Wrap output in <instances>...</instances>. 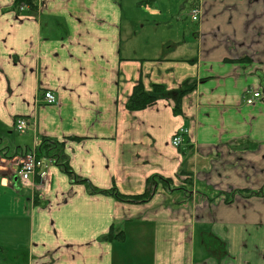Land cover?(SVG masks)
Wrapping results in <instances>:
<instances>
[{
  "label": "crops",
  "instance_id": "0c3cea01",
  "mask_svg": "<svg viewBox=\"0 0 264 264\" xmlns=\"http://www.w3.org/2000/svg\"><path fill=\"white\" fill-rule=\"evenodd\" d=\"M127 1L0 0V264H264V0H196L191 42L183 33L158 56L137 44ZM189 81L178 115L175 95L127 109L139 83ZM250 89L262 94L251 106ZM43 138L99 189L141 195L152 176L172 187L125 203L55 164L34 191L15 172ZM187 177L191 193L174 196Z\"/></svg>",
  "mask_w": 264,
  "mask_h": 264
},
{
  "label": "trees",
  "instance_id": "16d2710c",
  "mask_svg": "<svg viewBox=\"0 0 264 264\" xmlns=\"http://www.w3.org/2000/svg\"><path fill=\"white\" fill-rule=\"evenodd\" d=\"M22 4L32 5L33 0H15L16 7ZM33 6L34 5H32V7ZM194 87L195 84L189 81L186 82L181 89L174 92L168 91L167 88L162 84H152L150 89H146L142 83H139L133 89V93L127 102V109L131 112L142 111L154 106L159 100H171L174 97L173 95H175L176 105L174 108V113L178 115L181 113V98L189 92H192ZM69 139L75 140L77 138L74 137ZM37 152L38 157H48L49 159L57 161L58 164H60V166L72 177V181L85 184L90 194L112 195L121 202L140 205L148 203L153 198L160 184H162V186L167 189H171L172 187V182L170 179H164L160 176H152L147 180L146 189L141 195H125L120 193L116 187H112L110 190H102L95 187L90 181L86 179H79V177L74 175L72 169H70L68 157L65 154V143L50 138H43ZM188 179L189 178L187 177L185 181H183L184 185H182L179 189L173 190V192L179 191L185 195H188L190 192L189 187L191 186V181ZM123 238L124 236L122 232H116L114 235H110L109 240H122Z\"/></svg>",
  "mask_w": 264,
  "mask_h": 264
},
{
  "label": "rangeland",
  "instance_id": "374dc122",
  "mask_svg": "<svg viewBox=\"0 0 264 264\" xmlns=\"http://www.w3.org/2000/svg\"><path fill=\"white\" fill-rule=\"evenodd\" d=\"M196 0H130L133 12V32L138 45L147 46L150 56L162 54L165 45L178 42L183 33L190 41L194 25L189 13L190 6ZM126 4V3H125ZM156 9L158 12H152ZM201 15V12L199 13ZM190 17V18H189ZM189 18V19H188ZM191 42V41H190ZM187 46L179 52L191 57L194 50ZM178 191L174 192V196ZM131 258V257H130Z\"/></svg>",
  "mask_w": 264,
  "mask_h": 264
},
{
  "label": "built area",
  "instance_id": "2783aa9c",
  "mask_svg": "<svg viewBox=\"0 0 264 264\" xmlns=\"http://www.w3.org/2000/svg\"><path fill=\"white\" fill-rule=\"evenodd\" d=\"M200 11L198 9L193 11L194 20L198 19ZM260 92H248L246 103L248 105L254 104L255 100L260 98ZM44 98L48 105H53L56 103L57 99L51 92H47L44 94ZM16 130L18 132H25L29 127V121L21 118L16 121ZM182 141L181 135H176L172 144L175 147H178ZM53 161L48 158H39L35 151L28 153L25 158L21 161L19 167L16 170L17 176L20 178L23 185L28 186L29 188H33V190L37 189V185H35V179H39L42 183H46L49 181L51 176L50 169L53 165Z\"/></svg>",
  "mask_w": 264,
  "mask_h": 264
}]
</instances>
